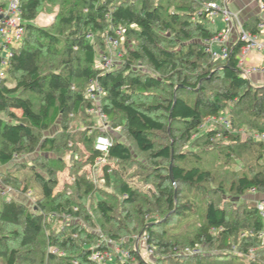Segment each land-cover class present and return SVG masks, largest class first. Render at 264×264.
Returning a JSON list of instances; mask_svg holds the SVG:
<instances>
[{"label": "trees", "instance_id": "1", "mask_svg": "<svg viewBox=\"0 0 264 264\" xmlns=\"http://www.w3.org/2000/svg\"><path fill=\"white\" fill-rule=\"evenodd\" d=\"M212 1L20 0L24 37L0 83V187L11 188L19 200L0 195V264H96L91 254L108 247L78 223L95 226L85 209L87 196L97 199V222L115 243L152 215L138 206L134 212L125 208L138 202L126 181L119 180L124 198L117 211L104 198L109 194L98 198L100 191L78 174L74 162L65 167L63 157L77 142L96 167L94 141L100 135L112 141L106 158L118 163L122 174L136 162L122 137L96 134L93 122H85L82 116L91 109H98L112 130L120 128L136 155L153 165L155 203L161 210L142 225L153 264H264L259 238L264 221L257 209L246 202L220 205L227 192L236 198L250 189L264 195V142L253 138L264 134V86L243 77L239 42L232 44L226 61L210 60L205 42L215 34L205 22ZM57 7L52 24L37 23L41 13ZM106 39L122 53L108 71L94 66L97 54L108 55ZM93 82L102 90L96 101L86 96ZM221 115L228 129L206 122ZM73 118H79L74 133ZM54 127L55 134L47 135ZM179 145L188 149L181 152ZM212 156L227 168L243 161L247 172L228 184L217 181L208 161ZM69 169L76 201L64 189L54 193L58 173ZM24 171L22 178L15 174ZM110 171L103 180L108 186ZM28 192L34 195L32 204L25 198ZM63 217L71 220L65 223ZM190 219H195L190 229H175ZM120 246L128 248L129 240ZM194 249L200 254L186 253ZM128 253L126 262L116 259V264H134L133 258L146 264L135 250Z\"/></svg>", "mask_w": 264, "mask_h": 264}, {"label": "rangeland", "instance_id": "2", "mask_svg": "<svg viewBox=\"0 0 264 264\" xmlns=\"http://www.w3.org/2000/svg\"><path fill=\"white\" fill-rule=\"evenodd\" d=\"M50 10V8H47ZM47 12H43L41 13L38 18H37V23L40 26H48L50 24H52L55 20L56 14L58 13L59 9L57 8H53L50 10V13H48V10H46ZM52 11V12H51ZM205 25L207 26V28H209L212 31H216L217 30V24L213 25L210 23V21L205 22ZM109 41V40H108ZM107 39H106V52L108 55H111L113 57V61L116 64H119L120 61V57L122 55V53L120 54L119 52V45L118 44H111L108 43ZM111 42V41H110ZM121 42H123V38L121 39ZM103 54L99 53L97 54L96 57V63H95V67L98 68V58H100V56H103ZM139 69L143 68V66H137ZM90 116V117H89ZM85 119V122H88L89 120H91L93 122V129H95L96 134L99 133L100 131L104 132H109V136L112 139H121L120 137H122V140L125 142V144L128 146V148L131 150L132 154H133V158L135 159V163L132 162L130 164H128L127 169H125V173H121V166L118 163L115 162H110L107 161L106 165H97L96 167H91L88 164L87 161V156L89 154V152L86 150V148L81 144L77 142V145L69 147V150H71L70 152H68L67 154L64 155L63 157V162L66 164L65 167H69L72 165V163L74 162L75 167L77 168L78 174L79 175H83L85 179L91 181L93 183V185L95 186V188L97 190H99L100 192L98 193V198L101 196L103 197L106 194H109L108 196H104L105 200L107 202H109L110 204L114 205V207L116 208V210H120L121 208H123V204H122V200H123V196L122 194L119 193L118 190V186L119 183L121 181H126L129 186H131L138 195V202L136 203V205L134 206H129V207H125L127 208V210L134 212L135 209L137 208V206L139 207V209L144 212H150L149 214H152L151 216H146L145 219H143V224L145 223H150V221H147V219H153L156 216H158V211L161 210V208H159L156 203H155V199L157 197V193L155 191V181H154V170H153V165H151L149 162L146 161L145 156L141 155H136V152L134 151L135 149L133 148V146L131 145V143H129L125 137H123L120 134V128H117L115 130L111 129V125L110 122L108 121V119H103L101 113L98 111V109H91L88 110L85 114H83L82 116ZM79 123V118H73V121L71 123L72 129L71 132H75V126L76 124ZM210 125H205L203 128H209ZM58 130L57 127H54L53 129H51L47 135L52 136L55 134V132ZM246 134H242L241 135V140L244 141L246 139ZM157 142H166L165 140H162V137L158 138L157 137ZM218 144L222 145H227L228 141H217ZM179 151L184 152L188 149V145H179L178 146ZM77 151L76 153H73L72 151ZM214 151H216V149H213ZM212 150V151H213ZM76 154V155H75ZM208 161L211 162L212 164V174L215 176L217 181H224L226 184H228L232 178H235L245 172H247V165L243 162V161H238V164H234L232 167L227 168L224 167L221 163V160L219 161L218 158H215L214 156H212L211 158H208ZM107 166L109 167L108 169H110V174H111V183L110 186L105 185L104 180V175L106 173ZM68 172L65 173V171L58 173L57 177L59 180V183L57 185V187L54 190L55 194H58V192H60V190H65L75 201H76V192H75V186H74V182H73V175L71 176L70 174L73 173V171H71L70 169L67 170ZM116 173V176H113L112 174ZM15 174H17V176L19 177H23L24 175H27L26 171L24 172H16ZM23 174V175H22ZM21 177V178H22ZM118 179V182H117ZM68 186V187H67ZM213 186V185H212ZM33 192L35 194V198L36 200L39 198L38 195L36 194V192H38V188L34 187ZM102 192L104 194H102ZM248 194V193H246ZM153 196V197H152ZM26 200L29 202V204L34 202V195L33 193L31 194V196H27L26 195ZM97 199L95 197H91V196H87L85 197L84 203H85V209L87 210V212L89 213L90 218L93 220L92 222L94 223V227L88 225L87 223H85L84 221H78V223L81 224L82 227L86 228L87 230H89L90 232L98 235L101 237V239L103 240V242L106 245V242L110 239H108L105 235H103V232L100 229L99 226V222H97L98 219V215L95 214L94 212V202ZM143 200H146L148 203V205H143ZM224 202H227V204L232 205V206H236V204H238L239 202H242L245 204L248 203V205L250 204L247 198H236L235 196H233L232 194H230L229 192H227L226 194H224L221 199H220V205L221 206H226V203L224 204ZM51 219H53L52 217H50ZM65 219V223L71 219H68L67 217H63ZM195 219H190L187 220L186 222L178 225L175 227V229H178V231H185L187 229H190V226L195 223L194 221ZM54 221V220H53ZM73 221V220H72ZM161 222V221H160ZM62 222H60L58 224V222H56L57 227L60 226V224H62ZM137 225V229L135 231H131L129 229L128 233H121L122 239L120 240V242H117L118 244H125L127 242V240H129V246L128 248H123L120 246V249H122L125 252H128L129 250H135L137 252L138 257L140 258V260L142 262H145L146 264H153L155 259H154V255L152 253V250L149 249L148 245H147V241H146V233L143 231V226ZM155 230L159 231V227H155ZM128 238V239H127ZM107 246V245H106ZM124 246V245H123ZM108 247V246H107ZM106 250V249H105ZM129 254V253H128ZM134 259V264H137L138 261H135ZM118 260V259H117ZM116 258H112L111 260L105 262L104 264H116Z\"/></svg>", "mask_w": 264, "mask_h": 264}, {"label": "built area", "instance_id": "3", "mask_svg": "<svg viewBox=\"0 0 264 264\" xmlns=\"http://www.w3.org/2000/svg\"><path fill=\"white\" fill-rule=\"evenodd\" d=\"M229 2L230 0H214L206 7L208 20H213L216 15H220L224 24L221 31L215 33L214 36L205 42L206 52L212 62L226 61L229 56L230 47L233 44L230 43V38L234 35V43L239 42L242 44L238 56V67L243 77L249 80L250 76L253 74H264V21H259L256 33L246 31L240 16L230 10ZM19 5L20 0H0V83L6 79L9 60L13 51L18 49L22 44L24 37V23ZM258 8L261 13H264V0H258ZM109 43L115 44L112 42ZM253 52L259 55L261 63L248 65L246 58H248ZM114 65L115 62L111 55L104 54L98 58V68L100 69L108 71L111 70ZM101 95L102 90L98 85L94 82L91 83L86 93L87 98L96 101ZM102 118L106 119L103 115ZM206 122L208 124L218 123L226 129L229 128L228 120L223 115L216 119L210 118ZM253 138L264 142V134H254ZM111 145L112 141L104 135H100L95 139L94 149L98 153L96 158L97 165H106V155ZM15 161L17 162L19 159H16ZM1 170L2 168L0 167V172ZM247 193L258 194L255 189H250ZM15 194L16 193L9 187H0V195L3 198H13ZM26 195L31 196V193L28 192ZM254 207L264 221V202H257ZM259 238L264 242V223L263 232L259 235ZM106 245L108 246V249L93 252L89 257V260L96 264H104L112 258H116L123 262L128 260L129 254L120 249V244L108 240ZM186 253L195 256L199 255L200 251L194 249L186 251Z\"/></svg>", "mask_w": 264, "mask_h": 264}, {"label": "crops", "instance_id": "4", "mask_svg": "<svg viewBox=\"0 0 264 264\" xmlns=\"http://www.w3.org/2000/svg\"><path fill=\"white\" fill-rule=\"evenodd\" d=\"M229 8L234 13H237L240 16V19L243 23H247V27L249 30H257V24L259 21H264V13H261L258 8V0H230ZM257 20V21H256ZM211 24H217V30L212 31L214 34L221 31L224 27L222 22V17L220 15H216L213 20H208ZM257 22V24H256ZM230 43L235 42V36L232 35L230 38ZM248 65L251 64H259L261 63V59L259 55L256 53H251L248 58H246ZM249 81L255 87H263L264 86V74H253L250 76ZM32 194V193H31ZM18 200L17 194L15 196ZM26 198V195H25ZM244 198H247L251 206H255L257 202H264V195L261 194H246Z\"/></svg>", "mask_w": 264, "mask_h": 264}]
</instances>
